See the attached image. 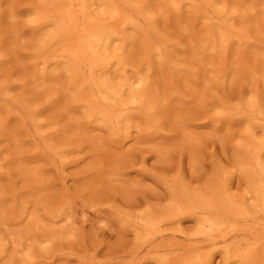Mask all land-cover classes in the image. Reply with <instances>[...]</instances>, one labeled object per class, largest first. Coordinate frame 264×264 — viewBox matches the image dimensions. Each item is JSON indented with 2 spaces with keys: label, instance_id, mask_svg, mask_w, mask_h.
Masks as SVG:
<instances>
[{
  "label": "rangeland",
  "instance_id": "1",
  "mask_svg": "<svg viewBox=\"0 0 264 264\" xmlns=\"http://www.w3.org/2000/svg\"><path fill=\"white\" fill-rule=\"evenodd\" d=\"M0 264H264V0H0Z\"/></svg>",
  "mask_w": 264,
  "mask_h": 264
}]
</instances>
